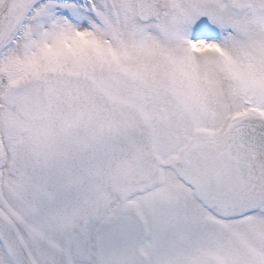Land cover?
<instances>
[{"label":"snow or ice","instance_id":"obj_1","mask_svg":"<svg viewBox=\"0 0 264 264\" xmlns=\"http://www.w3.org/2000/svg\"><path fill=\"white\" fill-rule=\"evenodd\" d=\"M0 264H264V0H0Z\"/></svg>","mask_w":264,"mask_h":264}]
</instances>
